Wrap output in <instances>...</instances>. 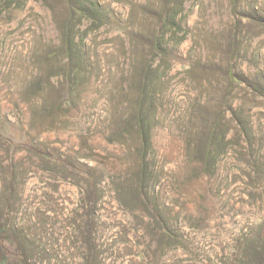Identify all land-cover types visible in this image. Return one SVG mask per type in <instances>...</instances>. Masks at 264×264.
<instances>
[{
	"label": "rangeland",
	"instance_id": "1",
	"mask_svg": "<svg viewBox=\"0 0 264 264\" xmlns=\"http://www.w3.org/2000/svg\"><path fill=\"white\" fill-rule=\"evenodd\" d=\"M0 264H264V0H0Z\"/></svg>",
	"mask_w": 264,
	"mask_h": 264
},
{
	"label": "trees",
	"instance_id": "2",
	"mask_svg": "<svg viewBox=\"0 0 264 264\" xmlns=\"http://www.w3.org/2000/svg\"><path fill=\"white\" fill-rule=\"evenodd\" d=\"M85 9L86 8H74V11L76 12V13H79V14H83V12L85 11ZM86 16H90V15H88V14H86ZM144 135V134H143ZM144 140H145V142L144 143H146L147 142V138L144 136ZM142 178H140V180H141Z\"/></svg>",
	"mask_w": 264,
	"mask_h": 264
}]
</instances>
